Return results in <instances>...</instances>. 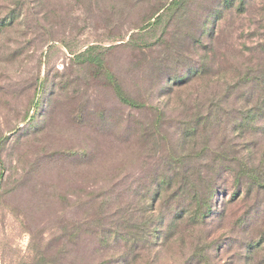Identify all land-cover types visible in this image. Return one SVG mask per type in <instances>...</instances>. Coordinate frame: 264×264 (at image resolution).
<instances>
[{
  "label": "rangeland",
  "instance_id": "374dc122",
  "mask_svg": "<svg viewBox=\"0 0 264 264\" xmlns=\"http://www.w3.org/2000/svg\"><path fill=\"white\" fill-rule=\"evenodd\" d=\"M178 167L138 262L264 264V0H0V264H117Z\"/></svg>",
  "mask_w": 264,
  "mask_h": 264
},
{
  "label": "trees",
  "instance_id": "16d2710c",
  "mask_svg": "<svg viewBox=\"0 0 264 264\" xmlns=\"http://www.w3.org/2000/svg\"><path fill=\"white\" fill-rule=\"evenodd\" d=\"M8 23V22H6ZM179 171L171 170V169H161L158 170L154 175V182H157V196L154 200L151 198V194H149V200L147 203L149 204V208L147 209L148 217L145 219L146 224L144 231H134L133 234L118 233L117 240L121 241L123 245H125L122 255L120 256V260L117 264H153V262L145 263L138 262L143 256V252H147L148 249L152 248V236L157 237L158 239L166 240L165 232L167 228H171V222L166 225L165 220L163 219V223L158 225L165 232H159L158 228H154L153 226V213L156 209V204L161 199L164 203H168V197L170 194L167 193L171 190L175 191L176 198L182 201L184 204L185 201H189L191 205L187 204V207L183 209L185 213H190L189 217H193L194 220L198 221L203 217H207L210 212V204L212 203V198L214 199L215 190L213 186L209 185L205 187L204 191H199L200 185H198V180L200 177L196 175L191 169L184 170L183 167H178ZM199 186V187H198ZM172 194V193H171ZM194 200V202H192ZM162 206H160L161 208ZM168 207L166 206V209ZM170 208V207H169ZM174 209L169 213H173ZM172 216V218H174ZM163 227V228H162ZM137 229V228H136ZM158 235V236H157ZM163 243V242H162ZM138 262V263H137Z\"/></svg>",
  "mask_w": 264,
  "mask_h": 264
}]
</instances>
